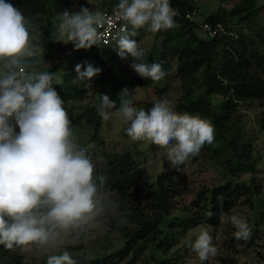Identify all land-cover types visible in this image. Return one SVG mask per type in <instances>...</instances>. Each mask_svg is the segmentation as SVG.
Returning a JSON list of instances; mask_svg holds the SVG:
<instances>
[{"label": "clouds", "instance_id": "clouds-1", "mask_svg": "<svg viewBox=\"0 0 264 264\" xmlns=\"http://www.w3.org/2000/svg\"><path fill=\"white\" fill-rule=\"evenodd\" d=\"M117 15L125 23L117 33V54L131 57L129 66L140 77L161 80V65L146 63L145 49L132 37L146 26L153 33L178 27L170 0H119ZM57 20L55 41L71 43L75 50L100 45L99 29L106 20L99 10L65 9ZM35 40L30 21L0 0V245L8 250L35 248L47 256V264H77L69 251L60 249L110 215L119 216L121 225L126 221L104 191L91 155L74 138L64 101L53 87L55 73L30 70L29 61L42 52ZM75 71L76 79L86 81L101 69L87 64L84 71L81 65ZM128 96L122 90L117 108L100 95L98 115L104 121L122 119L131 141L163 148L172 166L185 164L214 141L211 121L177 112L167 99L137 109ZM226 220L236 229L237 240L250 238L245 218L234 214ZM212 240L210 231L202 229L191 243L200 261L217 255Z\"/></svg>", "mask_w": 264, "mask_h": 264}, {"label": "trees", "instance_id": "trees-1", "mask_svg": "<svg viewBox=\"0 0 264 264\" xmlns=\"http://www.w3.org/2000/svg\"><path fill=\"white\" fill-rule=\"evenodd\" d=\"M6 2L18 8L30 21L33 34L42 30L48 31L46 26L52 17L62 14L65 9L79 11L81 8V3L75 4L72 1L60 7L52 2V8L49 5L51 0H6ZM256 2L257 0H242L240 4L229 10L219 8L213 15L205 16L208 22H222L228 31L234 32L233 36L219 34L213 38H200L196 34L199 30L196 23H191L183 17L185 9L192 7L199 10V7L193 0H170L181 15L174 17L178 27L156 32L164 38L160 44V51L150 50L145 55L146 63L161 65L165 73L162 79L170 74L169 59H176L182 66L177 70L183 77L194 75L198 77L200 81L198 90L202 89V92L189 89L181 97L176 111L199 115L211 121L215 129L213 142H221V144L213 147L206 144L203 147L206 151H210L216 166L221 165L226 169V176L230 178L243 174L256 175L260 159L252 158L248 151L249 141L243 140L239 128L234 125L232 119L233 113L242 103L257 102L264 106V48L261 47L264 35L254 20L261 11ZM118 3L119 0L103 1L100 8L110 9L117 7ZM106 4H109V7H106ZM241 24L243 27L240 26ZM58 44V42L52 44L58 52V55L53 57L55 60H59L60 55L65 51ZM84 51L85 54H82L76 62L66 66L65 72L59 78L55 75L53 87L64 101L72 127L83 126V122L92 129L88 152L95 160L102 163L101 166H97V176L107 196L117 202V213L122 214L126 222L119 224V216L110 215L105 218L102 224L107 228L108 234L115 235L123 242L121 248L108 254L93 255L91 259L74 258L77 264H120L124 261L130 264L146 252H151L146 258V264H188L184 260L167 255L173 245L171 238L179 229L182 231L193 229L201 224L216 228L242 198L249 201L250 198H254L256 199L254 203L264 207V194L260 192L255 178H252L250 183L243 184L232 183L228 178L225 184L210 190L206 188L198 191L190 202L194 209H181L178 203L184 194L185 184L177 170L178 167L161 171L152 179L148 176L146 167L141 166L131 152L110 151L109 145L104 142L100 134L103 120L97 112L99 96L107 95L111 101L116 102L118 108L120 94L128 84L133 88L148 89L154 81L134 74L128 82L124 76L127 75L125 70L117 72L109 61L102 59V54L107 52L120 58L117 51L112 53L110 48L102 53H97L91 48ZM90 51H93L92 58L101 71L91 80H78L75 68L80 65V61L87 60ZM122 60L130 64L133 62L131 57ZM86 66V64L81 66V71H84ZM57 67L46 66V71L55 73ZM32 68L36 71L39 69L33 65ZM92 95L95 98L94 105L71 107L72 104L80 105ZM216 97L219 101L213 103L212 99ZM127 98L131 99L133 106L138 104V101H133L130 93ZM127 126L124 124V127ZM15 131L18 133L19 128L16 127ZM261 132L263 139V118ZM254 220L248 223L251 229L250 245L254 243L258 222L264 220V211H259ZM0 264L38 263L25 262L22 248L8 250L0 245ZM40 264L47 263L43 261Z\"/></svg>", "mask_w": 264, "mask_h": 264}, {"label": "rangeland", "instance_id": "rangeland-1", "mask_svg": "<svg viewBox=\"0 0 264 264\" xmlns=\"http://www.w3.org/2000/svg\"><path fill=\"white\" fill-rule=\"evenodd\" d=\"M69 1L75 4L81 3V7H88L89 9L96 10L100 8L103 1L107 2L109 0H51L49 5L52 8L53 2L57 7L66 6ZM241 1L242 0H193L194 4L199 7V11L203 16L213 15L219 8L229 10L233 6L240 4ZM256 4L257 7L261 8V11L254 20L256 26L262 29L264 35V0H257ZM105 6L109 7V4ZM58 15L60 14L54 15L50 23L46 26L48 31L42 30L34 34L36 37L35 42L41 46L42 52L30 60L31 65L37 67V69L39 68L38 71H46V66H58L55 72L57 78L65 72L67 65L76 62L82 54H85L84 49H80L72 56H61L59 60L53 59L54 55H58L56 47L52 46V44L57 43L55 40L58 39L56 27L59 23L57 20ZM48 26H51V28ZM240 26H242V24ZM252 32L255 31L252 30ZM249 33H251V31ZM196 34L198 37L204 38L201 31H196ZM133 39L138 42L140 47L145 49V55H147L150 50L156 52L160 51V44L164 38L162 35L148 31L146 26L145 28L137 30ZM58 43L61 49H67L73 46L71 43ZM116 47L117 46L110 48V51L116 52ZM261 47L264 48V42ZM92 53L93 51H90L87 60L79 62L82 67L85 64H91L93 67L97 68L92 58ZM102 59L109 61L117 72L125 70L124 72L127 75L124 76L127 78L128 82H130L132 75H138L130 68V63L118 58L117 55L112 56L108 52L103 53ZM169 60L171 64L169 76L165 79L154 81L150 88H133L128 84L126 89L131 94L133 101H138V104L134 105V107L147 110L156 100L167 99L174 109L177 110V105L181 97L189 91V89H199L200 81L198 77H195L196 75L183 77L177 70L178 68H182V66H180L176 59ZM200 92H202V89L198 90V93ZM94 101L95 98L92 95L90 98H86L80 105L72 104L71 107L92 106L94 105ZM216 101H219L218 97L212 99L213 103ZM262 118L264 119V106L257 102L240 104L232 116L235 123L234 125L239 128L243 140L249 141L250 143L248 151H250L252 158H260L257 164L256 175L251 176L243 174L233 178L226 176V169L221 165L216 166L214 160L211 158L210 151L208 152L202 147L196 156L191 157L185 164L177 166L180 177L184 179L185 184L184 194L178 203L181 209H194L190 205V202L195 198V194H197L198 191L206 188L210 190L215 186L225 184L228 178L231 179L232 183L237 182L241 184L250 183L251 179L255 178L256 184L260 187V192L264 194V142L261 134ZM124 124V121L117 116H113L107 121L103 120L100 134L104 142L109 145L110 151L131 152L135 160H137L141 166L146 167L148 176L152 179L161 172V168L162 171L175 168L167 160L163 148H159L149 142L131 141L124 131L126 128ZM82 125L83 126L80 127H72V131L77 144L88 152V148L91 146L90 138L92 129L83 122ZM220 144L221 142H212L209 144V147L216 145L220 146ZM92 161L95 165V174L97 175V166H101L102 163L95 160L94 157H92ZM250 199L251 201L245 198L240 199L235 207L220 221L219 226L216 228L201 224L193 229L183 231L179 229L171 238L173 245L167 255L184 260V262L188 264H264V220L258 222L259 225L255 229V233L257 234L255 235V240L252 245H250V238L247 240H237L234 237L236 229L226 220L227 216L235 214L245 218L247 223L255 221L254 218L257 216V213L259 211H264V207L254 203L256 199ZM202 229L210 231L213 237L212 243L218 249L217 255L215 257H210L207 261H200L197 254L191 248V243L195 241ZM107 232V228L101 223L98 227L91 228L82 233L75 239V243L67 244L60 250L69 251L73 258L81 257L85 259H91L93 255L96 254H108L119 250L123 242L115 235L108 234ZM22 254L25 262L40 264L45 261L47 263V256L39 253L35 248L23 247ZM150 254L151 252H146L145 255L140 256L136 261L130 264H146V258H148ZM120 264H127V262L124 261Z\"/></svg>", "mask_w": 264, "mask_h": 264}, {"label": "built area", "instance_id": "built-area-1", "mask_svg": "<svg viewBox=\"0 0 264 264\" xmlns=\"http://www.w3.org/2000/svg\"><path fill=\"white\" fill-rule=\"evenodd\" d=\"M171 6L176 12L175 17L178 16L180 17L181 16L180 12H178V10L175 9L172 4ZM99 11L104 14L106 22L99 29V31L102 33V39L100 41V45H93L91 49L97 53H102L108 48L117 46V33L124 31L125 23L117 15V7H112L110 9L102 7L99 9ZM183 17L185 20L191 23H196L199 31L203 33L204 37L213 38L219 34H228L230 36L234 35V32L232 30L228 31L222 22L219 21L213 23L208 22L206 20V17L203 16V14H201V12L196 8L190 7L189 9H185L183 12ZM130 30L131 29L129 26V31ZM77 51L78 50L74 49V46H71L65 49L62 55H60V58L61 56L63 57L72 56ZM30 70L36 71V69L34 68H31Z\"/></svg>", "mask_w": 264, "mask_h": 264}, {"label": "crops", "instance_id": "crops-1", "mask_svg": "<svg viewBox=\"0 0 264 264\" xmlns=\"http://www.w3.org/2000/svg\"><path fill=\"white\" fill-rule=\"evenodd\" d=\"M42 68V67H41Z\"/></svg>", "mask_w": 264, "mask_h": 264}]
</instances>
